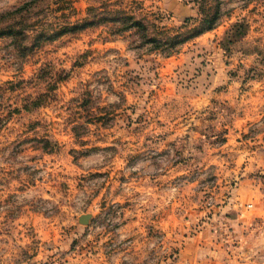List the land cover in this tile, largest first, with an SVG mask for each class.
<instances>
[{
  "label": "rangeland",
  "instance_id": "rangeland-1",
  "mask_svg": "<svg viewBox=\"0 0 264 264\" xmlns=\"http://www.w3.org/2000/svg\"><path fill=\"white\" fill-rule=\"evenodd\" d=\"M178 1L197 16L0 0V264H236L224 209L242 182L264 200V0Z\"/></svg>",
  "mask_w": 264,
  "mask_h": 264
},
{
  "label": "crops",
  "instance_id": "crops-1",
  "mask_svg": "<svg viewBox=\"0 0 264 264\" xmlns=\"http://www.w3.org/2000/svg\"><path fill=\"white\" fill-rule=\"evenodd\" d=\"M174 1L173 7L169 10L177 19L197 16L195 2L183 5L178 0ZM262 196L258 186L253 185L252 181L247 184L242 182L233 206L229 207L230 210L224 209L226 215L223 220L226 225L233 228L240 244L239 250L242 252L238 255L236 264H264V200H261ZM251 200L257 204L250 205L252 209H247L244 204H251L249 203Z\"/></svg>",
  "mask_w": 264,
  "mask_h": 264
},
{
  "label": "trees",
  "instance_id": "trees-1",
  "mask_svg": "<svg viewBox=\"0 0 264 264\" xmlns=\"http://www.w3.org/2000/svg\"><path fill=\"white\" fill-rule=\"evenodd\" d=\"M100 8H101L100 10H102L101 12H104V13H101V14L108 15L110 12H112V11H109L107 6H106V9H103V7H100ZM93 10H97L98 11L97 8H92V11ZM116 13H117V17L120 20H124L126 18H129V17H125L126 15H125L124 11H117ZM95 17H97V16H95ZM214 20L212 21V19L203 18L202 21H201V24H206V25H203L202 27H200L198 29H195V31L193 33H191L189 35H184V33L182 32L183 29L181 28V29H178L175 34L173 33V35H166L165 36V41L167 43H169V45H171V46H173V43H176L178 45L185 44V43L193 40L194 38L202 35L203 33L213 30L214 27H215V21H216V20L215 21ZM88 24L89 23H84L83 25H75V26H72L71 28H66L65 30H69V31L77 30L78 28H82L84 26H87ZM134 24H135L134 26H136V25H138V22H135ZM124 26L125 27H123L121 29V31H125L126 30L124 28H126L127 25L125 24ZM140 26L145 27L146 25L144 23H141Z\"/></svg>",
  "mask_w": 264,
  "mask_h": 264
},
{
  "label": "water",
  "instance_id": "water-1",
  "mask_svg": "<svg viewBox=\"0 0 264 264\" xmlns=\"http://www.w3.org/2000/svg\"><path fill=\"white\" fill-rule=\"evenodd\" d=\"M87 221V216H83L81 222L85 223Z\"/></svg>",
  "mask_w": 264,
  "mask_h": 264
}]
</instances>
